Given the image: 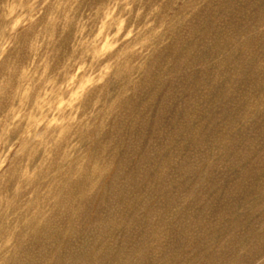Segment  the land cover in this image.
Segmentation results:
<instances>
[{
    "label": "rangeland",
    "instance_id": "1",
    "mask_svg": "<svg viewBox=\"0 0 264 264\" xmlns=\"http://www.w3.org/2000/svg\"><path fill=\"white\" fill-rule=\"evenodd\" d=\"M4 2L0 0V10ZM112 2L75 0L73 21L63 34L60 25L56 27L47 76L57 73L70 55L72 61L85 65L80 76L97 72L116 52L131 45V39L121 38L129 27L144 24L147 12L161 0H127L133 7L125 13L124 30L115 37L121 41L116 49L96 60L84 54L86 46L73 54L78 39L98 30L100 17L93 14L95 10ZM185 4L201 7L165 32L157 47H145L140 82L127 97L111 133L105 134L116 135L124 127L113 144L122 147L110 183L120 189L125 184L140 185L139 193H146L128 213L132 224L119 250L133 245L135 251L152 237L157 242L135 264H264V27L259 22L244 27L264 12V0H164V8ZM141 6L144 10L137 18ZM249 10L251 14L245 16ZM76 19L85 22L80 37L75 36ZM155 22L159 23L158 15ZM114 31L107 27L98 43ZM74 69L70 63L60 72L53 89ZM124 83L123 77L110 76L106 86L90 89L76 106L80 108L77 118L98 95L101 101H111ZM63 96L66 99L68 92ZM34 100L35 92L29 107ZM5 106L0 100V111ZM43 129L41 125L38 131ZM15 135L10 134V141ZM42 155L40 149L32 163ZM89 210L98 214L103 209L98 202ZM156 248L160 250L153 257Z\"/></svg>",
    "mask_w": 264,
    "mask_h": 264
},
{
    "label": "clouds",
    "instance_id": "2",
    "mask_svg": "<svg viewBox=\"0 0 264 264\" xmlns=\"http://www.w3.org/2000/svg\"><path fill=\"white\" fill-rule=\"evenodd\" d=\"M77 7L75 0H6L0 10V100L6 105L0 111V264H135L157 242L149 237L135 251L133 245L119 250L132 224L128 213L146 193H139L140 185L132 188L125 184L120 189L110 183L122 147L113 144L124 127L116 135L105 134L111 133L127 97L140 82L147 58L145 47H157L156 41L163 39L165 32L173 31L183 22L182 17L187 19L201 5L164 8L161 0L147 12L144 24L125 32L121 40L131 39V45L116 52L97 72L80 76L85 65L72 61L70 55L57 73L47 76L56 27L60 25L63 34ZM132 7L127 0H114L95 10L93 14L100 17L98 30L91 37L78 39L73 54L86 46L84 54L96 60L116 49L121 41L115 37L124 30L125 13L130 14ZM177 7L184 11L177 13ZM143 10V6L138 8L135 16ZM249 14L250 10L244 13ZM42 16L43 22L37 25ZM256 16L258 20L254 18L244 27L257 22L264 27V12ZM84 23L76 19V37L84 32ZM107 27L115 31L98 43ZM134 56L142 59L134 60ZM70 63L75 69L65 73V81L53 89L56 76ZM110 76L125 79L120 94L109 102L98 95L91 108L77 118L80 108L76 106L90 89L105 85ZM33 92L35 100L29 107ZM65 110L71 112L65 115ZM41 125L44 129L38 131ZM12 133L16 135L10 141ZM40 149L43 155L33 164ZM98 202L103 210L97 214L89 209ZM159 250L155 249L153 257Z\"/></svg>",
    "mask_w": 264,
    "mask_h": 264
}]
</instances>
